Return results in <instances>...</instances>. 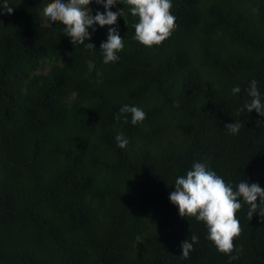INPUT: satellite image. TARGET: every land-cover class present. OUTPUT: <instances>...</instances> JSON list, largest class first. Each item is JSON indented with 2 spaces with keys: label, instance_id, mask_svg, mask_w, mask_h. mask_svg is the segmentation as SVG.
Segmentation results:
<instances>
[{
  "label": "trees",
  "instance_id": "obj_1",
  "mask_svg": "<svg viewBox=\"0 0 264 264\" xmlns=\"http://www.w3.org/2000/svg\"><path fill=\"white\" fill-rule=\"evenodd\" d=\"M8 2L12 14L0 11V264H264V217L250 219L242 198L231 255L243 252L231 261L204 222L181 217L169 200L197 162L234 190L241 181L264 189V117L241 111L253 79L264 101V0H171L177 28L151 48L134 38L139 18L120 0L110 9L123 10L116 26L88 29L94 50L48 21L51 0ZM89 8L105 11L95 0ZM117 26L125 47L105 64L100 45ZM126 104L145 120L117 121ZM235 122L241 129L230 134L225 126ZM118 134L129 141L123 149ZM192 234L198 243L183 259Z\"/></svg>",
  "mask_w": 264,
  "mask_h": 264
},
{
  "label": "clouds",
  "instance_id": "obj_2",
  "mask_svg": "<svg viewBox=\"0 0 264 264\" xmlns=\"http://www.w3.org/2000/svg\"><path fill=\"white\" fill-rule=\"evenodd\" d=\"M93 0H51L44 8V15L50 23L62 22L63 33L70 38V42L75 46L84 45L89 50H94L96 46L90 41L91 35L88 31L98 24L116 26L118 17L122 16L121 11L113 12L110 9L120 0H95L98 5H103L105 11L90 15L89 5ZM126 4L131 6V15L138 17V23L134 25L135 39L142 45L151 48L153 45H161L177 28L176 17L171 14V0H126ZM0 11L12 14L13 8L9 7L8 0H4L0 5ZM87 42V43H86ZM125 45L120 37L117 27L108 29L107 41L102 42L100 49L103 52V63H115L119 60V55ZM232 94L241 91L239 86L232 88ZM251 98L250 102L241 109L248 113L255 110L261 117H264V101L257 87L255 79L250 81L247 89ZM179 106V102H176ZM126 114H131V123L136 125L142 123L145 112L136 106L124 105L120 108L115 119L119 121L124 116V123H128ZM230 134H238L241 129L239 122L230 123L225 126ZM117 146L125 148L129 141L123 134L115 137ZM259 197V203L257 199ZM241 198L250 205L248 216L251 219L254 214L264 217V189L257 183H247L241 181L235 188L230 183L210 170L204 163H194L192 169L186 175L179 176L175 180L174 191L169 194V200L178 206L181 217H194L197 221L205 223L208 230V239L215 245L221 253L229 255V260L239 258V253L243 252V247L235 249L237 255H231L234 251V239L241 234V226L236 218V213L241 209ZM259 209V212H257ZM198 237L192 234L190 241L181 243L183 259H188L193 245L198 243Z\"/></svg>",
  "mask_w": 264,
  "mask_h": 264
},
{
  "label": "rangeland",
  "instance_id": "obj_3",
  "mask_svg": "<svg viewBox=\"0 0 264 264\" xmlns=\"http://www.w3.org/2000/svg\"><path fill=\"white\" fill-rule=\"evenodd\" d=\"M66 2H68V0H65Z\"/></svg>",
  "mask_w": 264,
  "mask_h": 264
}]
</instances>
